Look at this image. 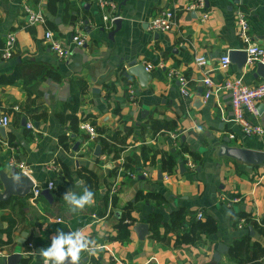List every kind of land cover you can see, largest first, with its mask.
Listing matches in <instances>:
<instances>
[{
  "label": "crops",
  "instance_id": "0c3cea01",
  "mask_svg": "<svg viewBox=\"0 0 264 264\" xmlns=\"http://www.w3.org/2000/svg\"><path fill=\"white\" fill-rule=\"evenodd\" d=\"M107 1L115 5L114 11L108 8L102 12L97 0H57L53 5L50 0H0V41L4 43L10 33L16 36L12 57L4 60L0 56V77L19 74L14 83L0 84V116L10 117L6 137L0 136V164L15 173L20 169L11 165V160L23 162L26 173L43 187L52 180L56 185L64 182L67 191L79 193L88 187L95 193V203L76 213L63 197L55 198V189L51 191L53 203L41 195L36 200L29 196L18 198L23 209L14 205L15 201L5 207L0 205V248L11 254L32 242L38 254H23L20 264H42L38 250L50 245L58 229L83 228L102 249L96 255L83 253L81 259L86 261L82 264H237L228 251L215 262L214 249L222 242L229 250L231 243L246 232L264 246V236L252 226L255 218L264 219V164L249 168L229 158L218 160L212 146L228 137V145L264 151V99L257 102L255 115L246 114L262 126L263 133L249 137L232 120L229 93L221 87L226 79L236 77L249 87L264 79L254 75V64L245 63L239 70L230 59L228 68L222 69L219 60L230 50L246 47L237 34L238 11L245 15L252 40L264 47V0H204L208 13L204 21L200 20L201 10L190 8L195 0H128L120 8L123 0ZM25 4L39 7L47 16V24L30 25L24 14ZM165 10L175 12L170 30L151 31L148 22ZM103 13H115L121 19L112 38L108 34L115 25L104 23ZM77 27L85 33L83 46L72 41ZM47 28L69 47L68 58H60L50 48L45 40ZM197 57L205 58V65L196 64ZM131 58L151 66L145 68L149 76L146 87L140 86L134 77L123 75ZM51 71L59 79L51 77ZM170 71L186 77L187 96L180 93L179 83L169 76ZM206 76L214 83L208 99H204L206 89L202 84ZM130 87L134 89L133 97L128 93ZM23 118L27 123L33 122L35 130L23 126ZM152 121L169 122L174 127L151 134L148 126ZM82 122L91 124L97 132L104 129L126 135V145L119 157L112 159L107 153L94 156L97 142L81 129ZM9 134L15 136L12 143ZM62 136L67 137L64 142ZM77 140H81L80 145L73 150ZM180 142L196 151L198 159L185 154L183 159L179 158L184 171L178 162L171 174L162 172L159 157L175 151ZM141 145L152 149L156 156L153 163L141 158ZM126 159L133 177L121 167ZM188 159L194 163V169L186 166ZM63 163L74 178L71 183L65 177ZM53 164L57 165V172L49 170ZM83 167L96 173V187L77 177V169ZM114 169L116 172H112ZM113 184L118 189L110 195ZM138 191L161 194L166 202L158 206L151 198L138 200L131 211L135 222L129 225L128 240H109L107 237L116 233L122 207ZM105 194L107 205L103 201ZM223 194L238 200L222 202L219 197ZM113 196L116 203L112 205ZM156 209L165 220L175 209H183L187 221L190 217L198 219L196 214L201 212L200 220H215L216 231L202 235L194 244L180 246L173 245L175 233L168 234V244L152 240L150 231L139 240L133 226L145 223L148 214ZM241 215L247 220L244 228L239 229V220L245 218ZM9 220L15 221V225L12 242L6 243L4 229ZM23 232L28 233V238L22 244ZM3 259L0 257V264Z\"/></svg>",
  "mask_w": 264,
  "mask_h": 264
},
{
  "label": "built area",
  "instance_id": "2783aa9c",
  "mask_svg": "<svg viewBox=\"0 0 264 264\" xmlns=\"http://www.w3.org/2000/svg\"><path fill=\"white\" fill-rule=\"evenodd\" d=\"M99 9L103 12L106 9H110L111 11L115 10V5L110 3L107 0H97ZM190 8L192 9H199L202 11V15L200 20L204 21L208 17V13L206 12L204 0H195L193 4L190 5ZM24 14L27 19V22L30 25L38 26L43 25L45 26L47 24V16L45 13L39 8L31 4H25L24 7ZM175 15V12L172 10H165L163 12H160L156 14L154 17L151 18V20L148 22V28L153 32H166L170 30L173 17ZM118 18V16L115 13H103L102 19L104 23L108 24L109 26L113 25V21ZM236 28H237V34L239 38L242 40V42L246 45L244 48L246 52V63L249 64H255L256 62L264 63V47L258 45L255 43L250 34H249V26L248 22L245 18V15L243 12L238 11L236 13ZM45 40L49 44L50 48L62 59H66L70 56V49L68 46L64 45L62 40L55 34V32L47 28L45 31ZM72 41L77 46H83L85 43V33L84 31L77 27L73 37ZM16 44V36L14 33H10L6 36L4 43H2V46L0 47V53L1 57L4 60H8L12 57L13 51ZM196 64L199 66H203L206 63L205 58L203 57H197L195 59ZM220 67L222 69L228 68L230 64V58L227 54H224L220 57L219 60ZM151 68V66H146V69ZM169 76L175 78L179 83V90L180 93L183 96L188 95L187 90V79L186 77L178 72L170 71ZM202 84L205 87V93H204V99H208L212 94V89L214 86L213 80L206 76L202 79ZM223 89H225L229 93V102L233 110V117L232 120L238 124L243 134L249 137L254 136H260L263 133V128L258 123L252 122L247 115H255L256 114V104L258 101L264 99V81L249 87L247 86L243 80L240 77L232 78V79H226L224 83L221 86ZM218 90L217 88L215 91ZM128 93L131 97L134 96V89L129 88ZM247 114V115H246ZM0 125L3 127H8L10 125V117L6 114L0 116ZM26 127L28 129L35 130V126L33 122H29L26 124ZM81 129L87 132L89 135V138L92 140H96L98 137V134L91 124L87 122H82L80 125ZM13 160V159H12ZM11 165H16L18 169L23 170L26 172V166L23 162L19 161H12ZM186 166L189 169H194V163L191 162L190 159L187 160ZM49 170L51 171H58L57 165H51L49 166ZM128 176L133 177L134 174L132 172L127 173ZM35 186L32 189V193L29 196L31 200H36L41 196V192L43 189H48L50 191L54 190L56 187V184L54 181L50 180L46 183V185L40 186L39 184L34 183ZM52 185L54 188H49L48 186ZM116 184H113L109 189V194L112 195L116 193L117 191ZM220 201L225 203H230L232 201H237L236 198H228L227 195H221L219 197ZM196 217L198 219L203 217V214L201 212H198L196 214ZM254 221L258 224H260V221L255 218ZM245 219L241 218L238 223V228L242 229L244 228ZM22 254L30 255V254H38L36 251L35 246L32 242H29L22 250ZM9 254L5 253L0 248V257L6 258ZM43 264V259H42Z\"/></svg>",
  "mask_w": 264,
  "mask_h": 264
},
{
  "label": "trees",
  "instance_id": "16d2710c",
  "mask_svg": "<svg viewBox=\"0 0 264 264\" xmlns=\"http://www.w3.org/2000/svg\"><path fill=\"white\" fill-rule=\"evenodd\" d=\"M57 0H50L51 5L55 4ZM2 45V41H0ZM1 47V46H0ZM50 76L54 79H59L58 74L56 72L51 71ZM19 78V74L13 73L9 76H1L0 84H10L14 83ZM34 78V77H33ZM32 78V79H33ZM33 111H30L32 113ZM40 116H37L39 119ZM76 118H73V126L76 129ZM174 125L169 122H161V121H152L148 126V131L151 134L158 133L159 131L166 129H172ZM96 130V129H95ZM76 131V130H74ZM97 132V131H96ZM98 137L96 139L97 144L100 145L101 153H107L111 155L112 159H117L119 157L120 152L124 149L126 143L125 138L126 135L120 134L119 131H108L104 129H100L98 132ZM15 139L14 134H9V142L12 143ZM67 139L66 136L61 137V141H65ZM67 145V144H66ZM176 150L174 152H168L164 155H161L158 160L159 168L162 172L167 174H171L174 168L178 164L179 158L183 159L185 154L190 155L194 159H198V154L196 151L189 149L187 146L180 142L179 145L174 147ZM140 154L141 158L144 161H150L153 163L156 160L155 154L152 152V149L147 147L146 145L140 146ZM129 160H125L122 163V168L125 171L130 172L129 168ZM63 167L65 170V177L69 179V183L74 181L73 176L71 175L70 169L67 164L63 163ZM112 172H116L114 169ZM77 177H83L86 183L91 187L97 186V175L95 172L91 171L87 168H78L76 172ZM70 186V185H69ZM67 186L63 183H59L56 185L54 190V196L56 199L62 198L64 194L67 192ZM151 198L157 202L158 206L166 202V199L161 194L154 193H142L137 192L132 200L128 201L122 207V214L116 224V233L112 236H108L107 238L112 241H127L128 235L130 232L129 225L135 222V218L131 216V211L135 209V203L140 199ZM14 202L15 204L20 205V209H23V203L18 200V198H13L8 201L0 202L2 207L7 205H11ZM104 204L108 203V195L105 194L103 196ZM116 203V197H111V204ZM245 217V215H241ZM245 220V221H246ZM127 221V223L125 222ZM144 222L148 224L149 227V237L152 240L162 243H169L168 234L175 233L177 237L173 240L174 246H180L182 244H194L202 235H210L216 231V222L211 217H206L204 220L195 219V217H190L187 221L183 209H175L171 211L168 215V218L165 220L163 218L162 212L159 210H153L148 216L145 218ZM15 221L9 220V226L4 229L7 234L6 243L12 242V231L14 229ZM253 228L256 229L260 235L264 236V219L260 221V224L254 222ZM228 254L231 257L237 259V264H261V260L264 258V246H262L258 241L253 240L249 234L246 232L238 239L234 240L228 250Z\"/></svg>",
  "mask_w": 264,
  "mask_h": 264
},
{
  "label": "water",
  "instance_id": "95a60500",
  "mask_svg": "<svg viewBox=\"0 0 264 264\" xmlns=\"http://www.w3.org/2000/svg\"><path fill=\"white\" fill-rule=\"evenodd\" d=\"M126 1L123 0L118 8L125 5ZM118 16V15H117ZM121 24V19L116 18L113 21V25H115V29L111 30L109 32V37L112 38L114 33L119 30ZM228 56L231 59L232 62H235L238 69L241 70L243 65L246 63V52L244 48H235L233 50H230L228 52ZM237 59V60H236ZM146 66L142 63H139L137 59L131 58L128 60L127 64L125 65V70L123 72V75L125 77H134L138 84L142 87H146L147 81H148V75L145 71ZM254 75H259L261 78L264 79V63L256 62L254 64ZM27 119L23 118V126H26ZM37 127L39 126V123L37 122L35 124ZM0 136L3 138L6 137L5 127L0 125ZM81 140H77L73 150H76L78 146L80 145ZM230 142V139L228 137H223L221 139V142L214 144L213 147V156L214 158L220 160L221 158H229L232 159L238 163H243L249 168H253L256 166H260L264 164V151L263 150H256V149H250V148H244V147H238V146H232L228 145ZM174 149L171 150L173 152ZM101 154L100 151V145L97 144L94 147L93 155L98 157ZM179 162V168L181 171H184V167L180 159ZM158 177L162 178L161 171L157 172ZM19 176L20 180L19 182H16L13 177ZM35 182L31 178L29 174H27L25 171L20 170L15 173H11L10 171L6 170L2 164H0V202L8 201L12 198H27L31 195L32 189L35 186ZM41 195L49 202L53 203L54 197L50 190L43 189L41 192ZM133 231L136 233L137 238L139 240H143L145 236L149 233L148 224L143 222H138L133 226ZM250 231V234H252V227L248 228ZM28 238V233L23 232L21 235L20 242L23 244L25 243L26 239ZM41 251V250H40ZM38 250V252H40ZM228 251V246L226 244H223L222 242H218L215 246L214 253H213V259L215 262H218L220 260V255L223 252ZM23 257V254L20 250H16L15 252L9 254L5 259H3V264H20L21 259ZM86 261V258L81 259L80 264Z\"/></svg>",
  "mask_w": 264,
  "mask_h": 264
},
{
  "label": "clouds",
  "instance_id": "9594fccd",
  "mask_svg": "<svg viewBox=\"0 0 264 264\" xmlns=\"http://www.w3.org/2000/svg\"><path fill=\"white\" fill-rule=\"evenodd\" d=\"M13 179L19 182L20 177L14 176ZM48 187L54 188L52 185ZM63 200L73 213L82 212L95 203V193L88 187H83L79 193L70 189L64 194ZM101 249L102 245L91 238L83 228L72 231L58 229L51 237L50 245L42 249L39 255L43 264H80L83 253L96 255Z\"/></svg>",
  "mask_w": 264,
  "mask_h": 264
},
{
  "label": "rangeland",
  "instance_id": "374dc122",
  "mask_svg": "<svg viewBox=\"0 0 264 264\" xmlns=\"http://www.w3.org/2000/svg\"><path fill=\"white\" fill-rule=\"evenodd\" d=\"M10 170H12L13 168L12 167H9V166H7ZM40 201V203L41 204H43L44 203V201H42V200H39ZM16 250H20L19 248H16Z\"/></svg>",
  "mask_w": 264,
  "mask_h": 264
}]
</instances>
